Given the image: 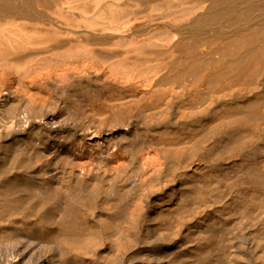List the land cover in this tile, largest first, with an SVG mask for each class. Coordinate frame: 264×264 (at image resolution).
<instances>
[{"label": "bare ground", "instance_id": "obj_1", "mask_svg": "<svg viewBox=\"0 0 264 264\" xmlns=\"http://www.w3.org/2000/svg\"><path fill=\"white\" fill-rule=\"evenodd\" d=\"M0 264H264V0H0Z\"/></svg>", "mask_w": 264, "mask_h": 264}]
</instances>
